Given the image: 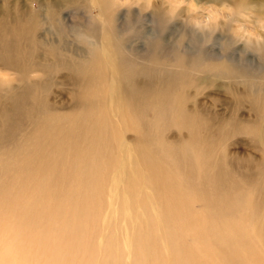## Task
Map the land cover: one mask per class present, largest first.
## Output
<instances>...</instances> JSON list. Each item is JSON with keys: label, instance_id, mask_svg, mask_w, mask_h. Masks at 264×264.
Masks as SVG:
<instances>
[{"label": "bare ground", "instance_id": "bare-ground-1", "mask_svg": "<svg viewBox=\"0 0 264 264\" xmlns=\"http://www.w3.org/2000/svg\"><path fill=\"white\" fill-rule=\"evenodd\" d=\"M15 9L0 21V68L24 82L0 94V264H230L227 247L264 264V53L210 52L232 42L219 33L201 48L165 22L161 0L144 13L129 4L122 25L120 6L99 0L91 55L44 36L66 37L62 6L48 4L46 22ZM34 71L44 78L29 83ZM220 82L234 86L221 93L236 104L227 115L199 102ZM61 86L72 111L53 101Z\"/></svg>", "mask_w": 264, "mask_h": 264}, {"label": "clouds", "instance_id": "clouds-1", "mask_svg": "<svg viewBox=\"0 0 264 264\" xmlns=\"http://www.w3.org/2000/svg\"><path fill=\"white\" fill-rule=\"evenodd\" d=\"M120 9L139 8L140 11L148 12L153 10V0H113ZM246 6H241L239 0H219V2H201V0H161L164 20L166 23H173L179 19L187 27L191 28L194 34H199L202 38L200 47H207L212 44L217 33H227L232 37V42L221 41V48L224 51L232 47L243 45L244 53H253L259 58L264 53V0L261 3L249 4L245 0ZM35 9L36 5H30ZM88 18L87 24L74 26L68 32L67 39L75 45L84 48L89 55L100 45L97 42L94 30L98 25L100 29L105 26V18L98 11L99 0H86V7L83 8ZM183 10V15H181ZM77 19L76 17L73 18ZM187 39L186 34H181L178 45L183 47ZM44 74L34 71L29 74L28 82L40 80ZM23 81L19 79V74L8 69H0V94L10 92L17 86H22Z\"/></svg>", "mask_w": 264, "mask_h": 264}, {"label": "rangeland", "instance_id": "rangeland-1", "mask_svg": "<svg viewBox=\"0 0 264 264\" xmlns=\"http://www.w3.org/2000/svg\"><path fill=\"white\" fill-rule=\"evenodd\" d=\"M106 1L108 2L109 0H106ZM247 1L251 2V1H254V0H247ZM51 2L56 4V5H60V6H62L64 8L63 11H62V14L59 16V18H62V24L60 26L62 28V31H60V30L59 31L61 33L65 34L66 37L65 38H61V37H57V36L51 35L50 34V30L47 29V27H49L47 23H46L47 26L44 25L45 26L44 28L47 29L44 32V36L45 37L49 36V38L54 39L57 42L65 39L66 40V45H63V46L64 47H68L69 49H73V48H75V44L71 40L67 39V36H68L67 30L70 32L71 29L74 26H76V24H79V23L82 24L83 21H81V18L85 17L86 12L84 10H79V9H72L71 10L69 8H70L71 5H73L75 3H76V5H83V3H82L83 0H76V2H75V0H0V10H1L0 11V21H2L3 23H6V21L9 19V17L12 18V17L16 16V11H17L16 9L17 8L15 9V7H18V9H19V8L24 7L25 5L27 6V4L29 5V7H30V5L35 4L36 7H35V9H33L34 12L43 13L42 15L44 16V21L46 22L49 17L47 16V11L45 10V8ZM201 2L211 3V2H219V0H201ZM7 5H8V7L5 8V6H7ZM133 8H132V11H133ZM2 9H3V11H2ZM20 10H18V11H20ZM128 12L129 11H128L127 8H123V9H121L119 11V15H120L119 25L128 23L127 17L125 15V14H128ZM74 17H76L77 19L74 20L73 19ZM64 23H66V24H64ZM219 35L221 37L226 36L227 38H232L227 33H225V34H220L219 33ZM145 44L146 43H145V41L143 39H138L137 43L134 44V45L136 47L142 48L143 46H145ZM76 46H78V45H76ZM211 46H212V49H211L210 52H215V53H218V54H223L224 53V52H221L222 48H220L218 46H216V48H215L213 45H211ZM241 46H242V44L236 46V48L241 47ZM232 53L234 54L235 57H239L240 56V51H232ZM219 86L220 87L218 89L212 88L211 90H207L208 98L206 99V98H204V96H202V97L199 98V102L203 105V107H206V108L210 109L214 113L217 110L218 111L217 114L227 115L229 113L230 109L233 110L235 108L236 104L232 102V100H231V98L229 96H225V95H223L221 93L230 92L234 88V86L231 83H225V82H220ZM221 95L225 96L227 98V100L225 98H219L218 100H220L222 103H220L217 100H215ZM71 100H73V98L71 96V93H70V90L68 89V87L61 86L53 95V101H54V103L57 105V107L61 111H72V110H74L76 108V106L74 107L73 104L71 103ZM242 114H243V111H242ZM104 140L105 139L103 138V141ZM233 140L237 141L238 139H232V140H230V142L233 141ZM233 148H234V150H233L234 152L240 153L244 157H248V155H250V156L252 155L253 156V154H251V153H249L247 151H244L243 150L244 147H242L240 149V146H235ZM219 152H222V151H219ZM255 154H257V153H255ZM215 160H217L218 162L221 161L218 157L210 158V157L206 156L205 157V162H204L203 165L205 167L214 166L215 165ZM248 164H251V163H248ZM240 165L242 167H245V165H243L241 163H240ZM242 167H239L237 164H235V166H233V168L231 167V170H229V171L237 172ZM252 170H254V169L252 168L251 170H247V172L248 171H252ZM213 171L215 173H218V174L219 173L220 174L221 173H225L227 175V170L217 169V168L213 167ZM246 180H247V178H246ZM218 194H216L214 192L213 195H218ZM224 208H226V207H224ZM215 215H216L217 219L220 220V217L218 216L217 212H216ZM216 235L218 236L219 233H216ZM221 240L223 241V239H221ZM257 242H258V244H261L259 241H257ZM233 245L234 244H232V246ZM229 249H230V247H227V251L224 252L223 256H224V258H226L228 260V262L230 264H259V263H252V260H253L252 257L250 255L246 254L245 252H244L243 257L241 258V261L240 260L236 261L235 260V258H236L235 253L234 252H228ZM96 260H98V259H96ZM128 261H129V259H128ZM95 264H100V262L99 261H95Z\"/></svg>", "mask_w": 264, "mask_h": 264}]
</instances>
